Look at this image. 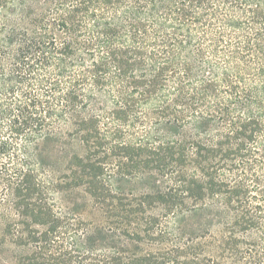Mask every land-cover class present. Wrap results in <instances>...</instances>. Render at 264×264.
<instances>
[{"label":"trees","instance_id":"trees-1","mask_svg":"<svg viewBox=\"0 0 264 264\" xmlns=\"http://www.w3.org/2000/svg\"><path fill=\"white\" fill-rule=\"evenodd\" d=\"M0 264H264V0H0Z\"/></svg>","mask_w":264,"mask_h":264}]
</instances>
